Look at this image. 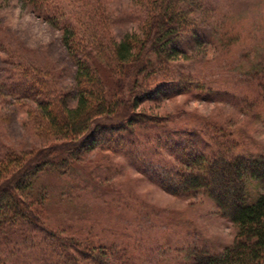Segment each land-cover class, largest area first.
<instances>
[{"label": "trees", "instance_id": "16d2710c", "mask_svg": "<svg viewBox=\"0 0 264 264\" xmlns=\"http://www.w3.org/2000/svg\"><path fill=\"white\" fill-rule=\"evenodd\" d=\"M22 1L62 29L77 68L76 106H68L69 95L35 65L20 66L4 85L25 89L11 92L48 145L29 153L9 150L0 158V264H11L20 251L37 253L43 264H126L112 247L55 230L44 217L48 195L35 194L41 175H68L96 150L124 155L172 196H207L233 223L237 236L232 246L221 253L193 248L189 264H264V157L235 155L238 140L219 124L208 132L193 129L212 147L199 151L195 136L170 127L174 116L140 111L145 103L200 98L213 91L201 75L172 67L186 58L204 29L195 0H136L145 13L143 35L130 34L120 42L110 35V16L100 0L67 5L62 0L61 6L57 0ZM259 85L264 88L262 81ZM256 183L262 191L253 194L250 186Z\"/></svg>", "mask_w": 264, "mask_h": 264}, {"label": "rangeland", "instance_id": "374dc122", "mask_svg": "<svg viewBox=\"0 0 264 264\" xmlns=\"http://www.w3.org/2000/svg\"><path fill=\"white\" fill-rule=\"evenodd\" d=\"M61 2L57 0L60 6ZM100 2L110 16L115 41L143 35L145 13L136 0ZM195 5L204 29L197 33V43L191 42L186 58L172 67L201 75L213 91L200 98L145 103L140 111L174 116L170 127L195 136L199 151L211 152L212 147L193 129L208 132L219 124L238 140L235 155L264 157V88L259 89L260 81L264 83V0H195ZM63 35L61 28L35 12L31 2L0 0V158L9 150L29 153L48 145L36 135L32 117L11 92L25 89L4 86L20 66L49 72L51 82L69 95L68 106H76L77 68ZM35 188V194L48 195L44 217L55 230L112 247L126 264H189L187 254L193 248L221 253L237 236L236 227L207 196H172L120 153L92 151L68 175H41ZM250 188L253 194L262 191L259 183ZM37 257L33 251H20L11 264H43Z\"/></svg>", "mask_w": 264, "mask_h": 264}]
</instances>
